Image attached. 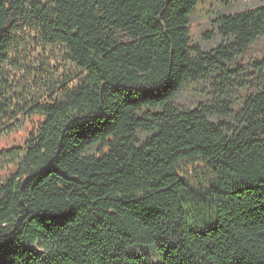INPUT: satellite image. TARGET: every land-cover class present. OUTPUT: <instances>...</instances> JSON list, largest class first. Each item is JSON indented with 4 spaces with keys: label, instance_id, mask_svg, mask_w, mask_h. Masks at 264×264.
<instances>
[{
    "label": "trees",
    "instance_id": "trees-1",
    "mask_svg": "<svg viewBox=\"0 0 264 264\" xmlns=\"http://www.w3.org/2000/svg\"><path fill=\"white\" fill-rule=\"evenodd\" d=\"M203 1L0 0V133L39 118L0 151V264H264V5L212 13L205 47ZM32 37L82 75L25 107L4 67Z\"/></svg>",
    "mask_w": 264,
    "mask_h": 264
},
{
    "label": "rangeland",
    "instance_id": "rangeland-1",
    "mask_svg": "<svg viewBox=\"0 0 264 264\" xmlns=\"http://www.w3.org/2000/svg\"><path fill=\"white\" fill-rule=\"evenodd\" d=\"M264 5V0H237L229 9L224 7L222 0H204L199 9L191 16V31L194 41L205 47L215 44L206 41L204 32L212 27L214 18L212 13L238 12L248 8ZM264 56V38H262L251 51L246 54L241 62H248L254 59H261ZM5 73L13 85L14 92L19 97L28 98L25 107H32V99L42 98L52 90L57 92L62 85L74 87L82 75L77 66L68 58L62 46L45 45L34 37L28 38L18 53L12 56L8 65L4 67ZM189 94H184L179 100L187 101ZM16 101V100H15ZM22 111L17 109V113ZM39 118L25 120L22 128L8 134L0 133V151L23 144L29 133L34 130ZM11 167L0 172V179L5 177ZM179 172L183 179L189 180L195 187L211 182L213 174L201 161L192 159L185 160L179 164ZM154 243L133 244L127 250L132 254L146 252L147 248H154ZM148 256L158 261V256L153 249H148Z\"/></svg>",
    "mask_w": 264,
    "mask_h": 264
}]
</instances>
